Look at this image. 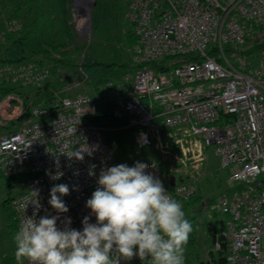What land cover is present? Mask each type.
Instances as JSON below:
<instances>
[{
    "label": "built area",
    "instance_id": "built-area-1",
    "mask_svg": "<svg viewBox=\"0 0 264 264\" xmlns=\"http://www.w3.org/2000/svg\"><path fill=\"white\" fill-rule=\"evenodd\" d=\"M125 17L134 34L131 53L137 67L118 81L105 82L120 90L110 99L112 115L127 116L126 127L137 128V149L153 146L159 130L170 138L176 134L174 142L193 158L211 148L231 182L247 184V189L221 196L213 205L226 217L227 262L264 264V53L251 63L241 52L255 28L264 26V0H129ZM0 29L2 45L20 25L9 18ZM223 45L235 51L227 55ZM210 46L219 49L218 56L208 52ZM188 54L193 58L170 69L155 71L149 66L166 56ZM48 76V69L33 61L0 65V84L7 80L40 85ZM102 102L79 93L60 98L54 108L32 105L25 116L19 93L11 91L0 99V173L22 178L21 191L11 199L18 230L34 214L37 220L59 215L60 227L70 218L76 230H82L85 216L96 222L86 201L98 187L100 171L120 164L105 138L108 129L89 120ZM226 115L232 120L223 121ZM87 146L94 151L91 156L85 153L83 161L60 154ZM139 162L149 165L147 171L181 205L195 195L194 179L170 185L156 158ZM90 169L95 176L89 175ZM57 171L63 176L51 179ZM254 182L256 187L250 185ZM57 184L69 186V194L62 197L67 213H57L48 203ZM32 190H39L38 197ZM120 264L151 260L137 256L121 259Z\"/></svg>",
    "mask_w": 264,
    "mask_h": 264
},
{
    "label": "rangeland",
    "instance_id": "rangeland-1",
    "mask_svg": "<svg viewBox=\"0 0 264 264\" xmlns=\"http://www.w3.org/2000/svg\"><path fill=\"white\" fill-rule=\"evenodd\" d=\"M128 1L33 0L30 15L33 25L23 49L24 53L28 54L44 48L46 41L53 40L56 45V48L52 49L54 57L65 61L63 65L58 66L63 85L60 83L59 93L55 90L56 97L79 93H89L94 98L101 97L98 96L99 85L103 87L104 83L106 86L105 82L110 80L106 78L109 75L105 66L132 62L131 45L134 37L130 23L125 17ZM8 5L9 0H0V24L12 18L21 28V21L10 14ZM252 35L255 38L264 37V26L256 33L253 31ZM93 61L98 64L85 66V69L91 78L94 77V69L98 70L100 75L99 82L91 87V83L86 81L83 66L84 63ZM34 86L37 85L25 87ZM125 86L126 83L123 87ZM100 92L105 95L104 99H111L120 90L106 86V90ZM176 136L173 134V138ZM173 138H170L166 131L159 130L158 134L153 136V146L135 150L124 157L123 163L130 165L143 159L156 158L167 181L173 179L182 182L194 179L197 187L195 194H199L204 200L199 217L202 224L196 236L200 243L196 244L190 254L185 253V258L191 264H197L212 248L204 223L219 225L223 215L216 211L213 205L219 197L227 196L237 184L231 182L227 169L220 166L211 148L201 156L193 158L190 154H184L181 145L175 143ZM20 191L19 179L0 175V255H12L15 252L13 237L18 230L13 216L10 215L8 199Z\"/></svg>",
    "mask_w": 264,
    "mask_h": 264
},
{
    "label": "clouds",
    "instance_id": "clouds-1",
    "mask_svg": "<svg viewBox=\"0 0 264 264\" xmlns=\"http://www.w3.org/2000/svg\"><path fill=\"white\" fill-rule=\"evenodd\" d=\"M93 151L87 146L60 154L83 161L84 154L91 156ZM55 163L59 167L58 158ZM148 168L139 161L103 168L97 189L86 201L96 222L85 216L82 230L71 228L70 218L58 226L59 215L26 217L13 237L15 260L18 264L25 260L28 264H120L121 259L138 256L141 261L150 258L151 264H185L193 225L181 203L167 195L162 181ZM93 169L90 176H95ZM62 176L57 171L51 179ZM31 192L38 197L39 190ZM69 192L67 184L51 188L48 203L57 213L69 211L62 200Z\"/></svg>",
    "mask_w": 264,
    "mask_h": 264
},
{
    "label": "trees",
    "instance_id": "trees-1",
    "mask_svg": "<svg viewBox=\"0 0 264 264\" xmlns=\"http://www.w3.org/2000/svg\"><path fill=\"white\" fill-rule=\"evenodd\" d=\"M32 2L33 0H9V12L12 16L17 17L21 21V28L17 32L8 33L5 43L0 46V65L6 63H17L24 60H31L36 65L45 67L49 71V76L46 78L45 82L34 87H25L23 85L13 84L8 82L7 80L3 81V83L0 84V99L11 91L20 94L25 107V116L29 115L28 110L32 105L54 108L58 103V100L62 98V95L61 97H56L55 90H57V92L59 93L58 88H60L61 83V76L59 74L58 66L65 63L64 60L54 57L52 49L56 48V45L54 44L53 40L46 41L45 47L42 49L31 51L28 54L24 53L25 49H23V44L27 40L29 31L31 30V27L33 25V19L31 20L30 18ZM261 28H263V26L256 27L254 32L256 33V31L260 30ZM132 35L134 37L133 32ZM222 49L227 55H231L235 51V48L232 45H223ZM208 52L210 54L218 56L219 49L216 48V46H210L208 48ZM241 52H243V55L251 63H254L256 56L264 53V37L255 38L252 35L251 37L247 38L245 44L242 46ZM185 58H193V55L188 54L180 56H166L156 62L150 63L149 66L155 71H163L174 67ZM97 64L98 63L96 61H93L91 63H84V66H82L85 69V66L90 67L96 66ZM136 67L137 65H135L133 62L127 63L125 65H113L112 67L111 65H106L105 71L109 75L106 76V78L113 81H118L123 75L133 72ZM93 71H95L93 73V78H91L92 76L88 74L86 69L84 71V73L86 74V81L88 84L91 83V87L96 82H99L100 75L98 74V70L94 69ZM61 85H63V83H61ZM99 86L100 89H98V96L101 95V97L94 98L91 94L88 93L94 99L103 100V102L99 106V109H97V111L89 117V120L108 129L107 131H105V138L109 143L113 154L121 164L124 162L125 156L137 150V146L134 142V133L137 128L126 127L128 121L127 116L116 117L112 115L114 103L110 99H104L105 95L100 92L106 90V88L104 87V83L103 87L102 85ZM222 120L231 121L232 116L226 115L224 118H222ZM0 175L2 174L0 173ZM12 178L19 179L20 182L22 181L21 177ZM165 179L167 180L166 177ZM257 180L263 182V177H259ZM236 184V187L230 190V193L247 189V184L244 182H236ZM250 185L256 187L255 182L251 183ZM11 199H8L10 215L13 216V220L18 230V223L15 217V213L11 207ZM203 205L204 200L199 194H195L188 200L184 201L182 204V209L185 211L186 218L193 225V232L190 234L189 242L185 246V253L190 254L191 250L196 246V244L200 243V240H197L196 236L199 232L200 224H202L199 217L202 213ZM204 224L206 227V232L212 242V248L206 252L204 259H200L197 261V264H229L226 259L229 243L227 237L225 236L224 219L220 221L219 225L210 222H205ZM216 242L219 243L218 248L215 247ZM0 264H18V262L15 260L13 253L12 255H0ZM185 264L191 263L188 262V260L185 258Z\"/></svg>",
    "mask_w": 264,
    "mask_h": 264
},
{
    "label": "water",
    "instance_id": "water-1",
    "mask_svg": "<svg viewBox=\"0 0 264 264\" xmlns=\"http://www.w3.org/2000/svg\"><path fill=\"white\" fill-rule=\"evenodd\" d=\"M168 182L170 185H173L175 183V181L173 179H168Z\"/></svg>",
    "mask_w": 264,
    "mask_h": 264
},
{
    "label": "crops",
    "instance_id": "crops-1",
    "mask_svg": "<svg viewBox=\"0 0 264 264\" xmlns=\"http://www.w3.org/2000/svg\"><path fill=\"white\" fill-rule=\"evenodd\" d=\"M223 217V219H224V216H222Z\"/></svg>",
    "mask_w": 264,
    "mask_h": 264
}]
</instances>
